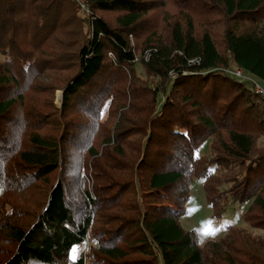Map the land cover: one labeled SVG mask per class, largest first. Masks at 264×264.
I'll use <instances>...</instances> for the list:
<instances>
[{
  "label": "trees",
  "instance_id": "16d2710c",
  "mask_svg": "<svg viewBox=\"0 0 264 264\" xmlns=\"http://www.w3.org/2000/svg\"><path fill=\"white\" fill-rule=\"evenodd\" d=\"M88 1L83 21L73 0H0V264H264L246 226L202 243L182 224L203 178L215 218L248 205L264 230V95L227 72L264 82V0ZM47 70L68 72L60 108L29 98Z\"/></svg>",
  "mask_w": 264,
  "mask_h": 264
},
{
  "label": "rangeland",
  "instance_id": "374dc122",
  "mask_svg": "<svg viewBox=\"0 0 264 264\" xmlns=\"http://www.w3.org/2000/svg\"><path fill=\"white\" fill-rule=\"evenodd\" d=\"M169 5H167L166 8H162V9L158 10L160 12L161 16L162 15L165 16L166 14H168L172 17H175L176 15H178V10L176 8H174V6L176 5V3L174 4V0H169ZM65 7H67V6L65 5ZM71 14L77 15V17L83 21H87L91 18L90 16L84 17V18L81 17L78 14V12L74 11L73 5H72ZM67 15L69 16L70 13H67ZM108 17L110 19H114L115 14H110ZM219 18H222V20L216 21ZM212 22L216 23V25L214 24L215 27H214L213 33L216 37L217 43L219 44L220 47H223V44H221L220 41L222 39L223 31H224L225 26H226L225 19L220 15L212 14L209 16V23H212ZM75 27H76V29L79 28L77 25H75ZM57 37L62 38V36H59V34H57ZM50 43H52L51 46L56 45V40H53ZM57 43H58V41H57ZM48 48H47V50H48ZM33 56H34V58L37 59V58H40L41 55L38 54V55H33ZM139 57H140V55H139ZM2 58H4V56L0 55V60ZM237 70H238V67H236L235 64H232V66L227 69V72L231 76L234 77V73ZM65 73L67 74L68 72H65ZM65 73L60 71V70H47L44 73H41L40 75H38L37 79L34 81V84L37 85V89L41 90V92L38 94H36L35 92H32L29 95V98L36 99V97L39 96L40 100H45V98H46L45 92H47V90H49V94L51 95L49 97V100H48L49 107H50V104L52 102V104L55 108H57V107L60 108V106L62 104V99H63V91L58 89L57 85L59 83H61ZM139 74L143 75V73L141 71ZM173 77H175V76H173ZM245 77H246V79H245L246 81H249L250 83L254 84L255 90L257 93H259V91H257L258 85L263 87L262 89L264 90V82L262 80L254 78L253 76H250L247 74H245ZM52 87H55V89L53 90L54 93L52 92ZM153 87H155V85H153ZM259 94L264 95V92L259 93ZM144 99L145 100L148 99V96ZM35 104H37V103H35ZM42 105L44 107L48 106L46 103L42 104ZM49 107L44 108L43 111L48 112L47 110ZM48 131H49V129H48ZM260 143H264V136H262V138L260 139ZM201 150H202V148H201ZM208 151H209V148L207 146H205V148L202 150L201 154L208 155L207 154V153H209ZM88 174L89 173L86 170L84 172H82V177L85 179L86 183L89 185V184H91V178ZM192 181H193V183L191 185V199L187 204V215L183 218L182 224L187 229H195L198 232V234L200 236V240L202 243L206 242L207 240L217 239V238L223 236L225 233L226 227L228 225H243V226L248 227V229L252 230L258 236L264 237V230L255 229L250 225V223H247L244 221L243 215H244V212L247 210L248 205L235 204L233 206H229L227 212L225 213V215H223L222 218H220V219L215 218L213 216V210L211 207H209V204H208V201L206 198L205 187H204V181L205 180H203V178H196ZM89 189H90V185H89ZM209 224H211L214 228H218L220 230L218 232H216L215 235H204L203 230ZM91 243H92V240L89 238V239H87V241L82 243L80 246H76L75 248L78 249V251L75 253V259H73V252H72V259L76 260L81 252L87 254L90 250Z\"/></svg>",
  "mask_w": 264,
  "mask_h": 264
},
{
  "label": "built area",
  "instance_id": "2783aa9c",
  "mask_svg": "<svg viewBox=\"0 0 264 264\" xmlns=\"http://www.w3.org/2000/svg\"><path fill=\"white\" fill-rule=\"evenodd\" d=\"M77 7H78V14L81 17H91L92 15V10H91V6L88 0H74ZM175 76V75H174ZM234 77L237 78L238 80L241 81V83L243 81H246V77H245V73L243 72V70L238 69L235 73H234ZM263 87L259 86L257 87V91H259V93L264 92V90L262 89Z\"/></svg>",
  "mask_w": 264,
  "mask_h": 264
},
{
  "label": "snow or ice",
  "instance_id": "6c2138e0",
  "mask_svg": "<svg viewBox=\"0 0 264 264\" xmlns=\"http://www.w3.org/2000/svg\"><path fill=\"white\" fill-rule=\"evenodd\" d=\"M0 191H3V187L0 186ZM220 229L214 228L211 224H209L204 230V235H215L216 232H218ZM73 259H75V253L78 251V249L74 248L73 250Z\"/></svg>",
  "mask_w": 264,
  "mask_h": 264
}]
</instances>
